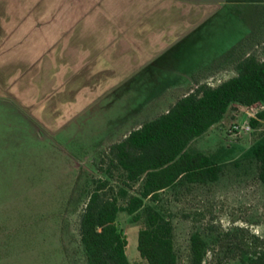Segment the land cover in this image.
<instances>
[{
  "label": "crops",
  "instance_id": "0c3cea01",
  "mask_svg": "<svg viewBox=\"0 0 264 264\" xmlns=\"http://www.w3.org/2000/svg\"><path fill=\"white\" fill-rule=\"evenodd\" d=\"M263 2L0 0V166L11 156L70 155L67 141L89 156L122 142L194 91L248 38L243 18L236 40L220 42L235 7ZM109 104H127L120 127L99 147L80 143ZM49 236L28 227L0 231V252L12 244L47 252Z\"/></svg>",
  "mask_w": 264,
  "mask_h": 264
},
{
  "label": "rangeland",
  "instance_id": "374dc122",
  "mask_svg": "<svg viewBox=\"0 0 264 264\" xmlns=\"http://www.w3.org/2000/svg\"><path fill=\"white\" fill-rule=\"evenodd\" d=\"M234 15L236 19L233 18L226 34L225 30L220 31V42L236 40L233 32L241 30L239 23L243 18L249 23L250 35L232 53L224 55L218 62V69L215 64L212 66L214 73L203 83L211 82L215 86L237 75L233 59L248 54L264 59V4L237 6ZM126 105L122 108L120 104H109L104 110L108 115L97 114L94 123L81 134L80 143L99 147L112 129L120 127V117L124 118L127 113L122 114ZM261 110H264L262 103L235 104L221 123L191 142L190 151H202L224 164L219 180L186 184L160 193L157 206L175 226L179 264H190L191 236L196 232L208 241L204 264H237L240 257L264 249V182L259 177L257 164L245 158L246 152L264 132V123L258 128L250 124V119ZM67 143L70 155H62L60 150L39 157L2 159L0 231L6 233L28 227L37 235L48 231L50 236L47 252L37 251L38 247L32 250L26 245L12 244L0 252V264H86L80 220L97 182L109 179L116 192L129 185L134 187L130 192L140 187V182L128 181L123 170L113 168L112 173H108L110 147L102 152L90 150L89 156L81 148L83 145L79 147L78 141ZM93 159L95 162L91 166L89 162ZM146 202L151 203L149 199ZM120 203L125 204V199L120 198ZM117 225L128 240L126 251L131 263L148 264L138 248L141 222L121 211ZM37 238L34 240H39Z\"/></svg>",
  "mask_w": 264,
  "mask_h": 264
},
{
  "label": "trees",
  "instance_id": "16d2710c",
  "mask_svg": "<svg viewBox=\"0 0 264 264\" xmlns=\"http://www.w3.org/2000/svg\"><path fill=\"white\" fill-rule=\"evenodd\" d=\"M232 61L237 75L216 86L198 84L168 112L144 122L110 147L108 173L113 168L123 170L128 181L141 185L134 192H130L132 185L116 192L109 179L97 182L80 220L86 264H132L126 251L128 240L117 225L121 211L141 222L138 248L148 264H179L175 226L157 206L160 193L186 184L219 180L224 164L202 151H190L191 142L221 123L233 105L264 104V59L248 54ZM263 123L264 110L250 119L253 128ZM245 158L257 164L264 182V132ZM120 198L125 199V204L120 203ZM148 199L151 203L146 202ZM207 251V239L194 233L190 264H204ZM237 264H264V249L240 257Z\"/></svg>",
  "mask_w": 264,
  "mask_h": 264
},
{
  "label": "built area",
  "instance_id": "2783aa9c",
  "mask_svg": "<svg viewBox=\"0 0 264 264\" xmlns=\"http://www.w3.org/2000/svg\"><path fill=\"white\" fill-rule=\"evenodd\" d=\"M209 85H212V86H214V84L213 83H208ZM247 130H249L250 129V126H247V128H246Z\"/></svg>",
  "mask_w": 264,
  "mask_h": 264
}]
</instances>
